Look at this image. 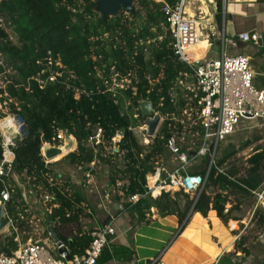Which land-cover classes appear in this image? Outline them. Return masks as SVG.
Returning <instances> with one entry per match:
<instances>
[{
	"label": "trees",
	"instance_id": "1",
	"mask_svg": "<svg viewBox=\"0 0 264 264\" xmlns=\"http://www.w3.org/2000/svg\"><path fill=\"white\" fill-rule=\"evenodd\" d=\"M97 1L0 0V74L6 68L14 72L12 79L3 83L4 87L0 84V105L2 109L8 107L10 114H17L25 122L22 128L25 136L13 148V174L21 179L30 198L39 201L46 196L59 199L57 205L51 203L47 221L53 222V233L65 243L71 256L82 253L89 246L94 230L69 229L85 215L83 198L68 181L58 182L55 175H60L57 172L59 160L46 165L41 156L45 142L59 145L53 140L59 130L74 135L77 140V150L60 159L75 169L73 171L78 169L85 173L98 159L108 170L110 186L124 182L120 188L124 200L136 194L140 196L137 202L126 203V209L136 217L138 226L174 215L180 232L192 213H200L206 218L210 211H215L225 226L230 220H243V206L249 205L254 196L252 192L264 185V146L255 147L241 165L227 162L239 150L248 148L251 144L248 139L239 149H230L221 158L215 157L210 169L209 156L190 165V174L207 177L198 197L182 191L162 193L156 199L146 194V177L157 163L164 164L166 159L172 164L170 168L175 166V158L167 148V136L183 134L189 141L192 134L201 132L199 127L185 128L180 121L170 119L171 115L176 120L182 117L185 102L179 97L178 104L173 105L169 94L178 90L180 74L191 70L174 54V39L162 3L134 0L135 14L121 10L117 16L104 20L97 11ZM164 1L172 4L175 0ZM217 21L222 22L221 0H218ZM149 40L155 43L147 45ZM48 52L53 61L59 60L65 69L59 81L45 83L40 88L34 78L44 70L42 78L45 80L51 71L57 70L55 66L48 69L45 60ZM111 67L122 76L130 74L136 82V94L131 89L118 90L115 96L106 91L104 82L112 74ZM139 100L150 101L155 111L166 117L148 145L129 130L143 120L139 111L136 112L140 119H133ZM128 102L130 105L126 110ZM161 102L163 106H160ZM3 117L5 113L0 109V119ZM97 129L102 131L101 142L87 145ZM119 132L122 139L114 149V139ZM194 140L192 151L187 152L183 143L181 151L196 152L200 140L197 137ZM108 149L112 150L111 154L107 153ZM3 180L8 181L6 177ZM8 186L12 191L6 213L17 229H24L28 227L30 216L22 189L9 182ZM3 188L4 183L0 181V192ZM153 215H156L154 219ZM256 216L258 211L252 220ZM259 218L264 225V216L261 214ZM12 238L4 235L0 238L2 249L16 247ZM236 253L244 259L253 255L248 236L242 235L236 241L234 253L230 254ZM112 259L129 263L136 260L137 255L130 247L112 245L111 249L104 248L97 264ZM259 264H264V253Z\"/></svg>",
	"mask_w": 264,
	"mask_h": 264
},
{
	"label": "built area",
	"instance_id": "2",
	"mask_svg": "<svg viewBox=\"0 0 264 264\" xmlns=\"http://www.w3.org/2000/svg\"><path fill=\"white\" fill-rule=\"evenodd\" d=\"M155 1L163 5L162 11L170 34L174 39V54L180 62L185 63L191 70L180 74L177 82L178 90H172L169 94L170 102L173 105L178 104L179 97L185 102V108L181 113L182 117L176 120L175 116L171 115L170 119L180 121L185 128L199 127L201 132L192 134L191 141H188L183 134L168 135L167 148L175 158V166L167 169L163 163H157L154 171L146 177V194L156 199L162 193L172 194L182 191L192 197H198L205 187L207 177L190 174L188 172L190 165L198 161L199 158L209 156L210 169L214 163L219 143L224 142L238 132L250 130L254 127H264V89L257 88L255 85V73L251 68V58L248 55L233 53L226 56L227 42L235 47L234 41L227 39L225 27V5L227 0H221V24L217 21L218 0H207L208 4H205L204 0H198L201 5L197 8L199 16L191 12V0H175L172 4L164 0ZM204 5H206L207 10L203 9ZM208 5L212 6L211 11L208 9ZM231 38L240 42L256 44L259 40H264V33L255 30L251 33H242L236 38ZM214 40L221 43V56L218 58L209 56ZM204 41L208 43L209 48L203 51V57L192 59L193 57L190 56L191 49ZM146 43L151 45L155 41L149 40ZM45 60L49 70L53 66L57 70L51 71L45 80L42 78V75L45 74L44 70L34 78L40 88H43L45 83L59 81L65 69L59 60L53 61L50 52L47 53ZM111 72L110 78H105L104 82L107 92L115 96L118 90L131 89L136 94V82H133L130 74L122 76L120 72L115 71L114 67H111ZM148 79H150L149 76ZM0 84L2 87L4 86L3 83L0 82ZM129 105L130 102L126 103V110ZM160 106H163L162 102ZM134 110L133 119L139 120L141 113L139 115L136 112H140L139 107ZM10 115L7 117H12L13 120L20 123L17 127L12 125L5 127L0 122V147L2 149L0 181L4 183V188L0 192V207L5 211L7 219L5 229L10 230L9 235L4 234V236H12L16 247L8 250L2 249L0 246V264H97L102 251L109 245V237L115 234L112 222L94 230L91 233L92 241L89 246L82 253L72 256L69 254L65 243L60 239L55 240L53 244L55 250L58 251L57 256L52 255L51 250L43 242L31 240L22 242L20 238L21 232L17 229L13 220L8 217L5 207L10 200L12 191L8 186V182L15 185L14 177H18L13 174V165L15 163L13 148L25 136L22 131L25 122L17 114ZM165 119L166 117L161 115V121L158 124L155 136L152 138L147 137L145 134L146 124L144 117L138 126H131L129 130L134 131L141 138L144 145H148L158 134ZM94 131L95 134L88 139V143L92 144V146L101 142V129ZM195 137L200 140L199 149L193 154H188V151H192V140ZM121 139L122 134L119 132L114 139V149H116L115 146ZM53 140L58 141L60 145H51L45 142L41 148V156L46 165L56 162L78 148L75 136L63 130L57 131ZM65 142H68V147L65 148L67 150L61 148V144H65ZM182 143L187 152L181 151ZM189 143L191 144L190 146H188ZM45 147L60 148L62 154L57 157L58 159H46L42 152ZM107 153L111 154L112 150L110 152V149H108ZM5 177L8 179L7 183L3 180ZM16 185L18 186V184ZM252 193L256 197V203L253 208L254 214L258 209H264V185ZM44 198L47 202L49 197L46 196ZM139 198L138 194L133 195L126 200V203H135ZM237 229L239 228L237 227ZM50 236H52L51 231L47 233V237ZM4 250L8 251L9 254H5ZM61 250L63 251L60 252ZM163 252L164 250L159 252L148 264H165L162 260Z\"/></svg>",
	"mask_w": 264,
	"mask_h": 264
},
{
	"label": "crops",
	"instance_id": "3",
	"mask_svg": "<svg viewBox=\"0 0 264 264\" xmlns=\"http://www.w3.org/2000/svg\"><path fill=\"white\" fill-rule=\"evenodd\" d=\"M225 18V27L230 37L236 38L242 33H251L255 30L264 33V0H227ZM252 45L255 47L259 46L258 43H252ZM260 53L264 57V51ZM251 68L255 73L254 82L256 84L261 72H258L254 65H251ZM262 68L264 70V60L262 61ZM68 172L70 173L69 168ZM55 176L59 183L68 181L73 190L81 194L84 201L85 215L80 217L78 223L70 225L69 229L74 231L81 229L86 232L101 228L105 224L112 222L115 234L109 237V245L106 248L111 249L112 245L130 247L137 255V259L129 263L112 259L98 264H146L147 260H151L163 250L162 260L165 264H168L166 259L168 254L173 255L175 261L180 264H259L262 258L259 253H253L252 256L245 259L240 253L230 254L234 253L236 241L244 234L243 229L247 228V226H243L245 225L244 218L243 220H230L240 224L241 230L232 227L230 221L227 228L217 217L215 211H210L206 218L200 213H192L188 224L180 232H178V219L174 215L162 219L159 218L149 225L138 226L136 217L126 209V200L122 198L123 193L120 188L124 183L123 181L117 182L115 186H110L107 180L108 175L88 173L87 175ZM19 180H21L19 177H14V182L18 185H20ZM48 199L47 202L45 198L41 202L39 201L41 204L39 205L37 199H32L31 203H29L24 198L30 216L27 224L32 223L33 219L41 224L38 227V238L36 240L31 237L28 239L29 241L43 243L44 241H49L48 244L53 246L51 252L54 251L55 254L53 255L57 256L58 251L55 250L53 244L59 238L53 233V222H48L46 215L51 211V203L54 202L57 205L60 201L54 197H49ZM34 202H37V204L35 205ZM229 206L227 205V207ZM152 212L155 213V210H152ZM155 217L156 215H153V219ZM194 220L203 222L200 225L196 224L195 231H202L203 235L207 236V242L216 248L213 259L208 258L209 260L207 261L201 259L193 261L190 259L193 243L188 240L185 241L184 235ZM115 224H117L118 230ZM26 229L30 231V227H26ZM49 231L52 232V236L47 237ZM142 233L145 236V250L142 246ZM140 234L141 237H139ZM258 241L261 243V249L264 250V235L259 237ZM262 250L261 252H263ZM204 253L207 255L206 252Z\"/></svg>",
	"mask_w": 264,
	"mask_h": 264
},
{
	"label": "rangeland",
	"instance_id": "4",
	"mask_svg": "<svg viewBox=\"0 0 264 264\" xmlns=\"http://www.w3.org/2000/svg\"><path fill=\"white\" fill-rule=\"evenodd\" d=\"M205 4H208L207 0H204ZM158 2V1H156ZM201 6L200 2H198V0H191L190 1V10L193 14H196V16H199V11H198V7ZM206 5L203 6L204 10H207V8L205 7ZM208 9L211 11V7L208 5ZM7 31L9 33H11L10 29H7ZM11 39L14 40V37L12 35ZM227 39H232V41H234L235 43V47L228 43L226 44V56L233 54V53H243V54H247L251 57V65H254V67L256 68V70L258 72H261L259 74L257 83L255 84L257 88H264V70L262 68V61L264 60V57L262 56V54L260 53L262 51V46H253L251 42H240L237 41L236 39L231 38L228 34H227ZM209 48V45H206L204 51H206ZM210 57L212 58H218L221 56V43L220 41H213V47L212 50L209 54ZM13 71L10 68H6L5 71L0 74V82L1 83H6L8 81H10L13 77ZM4 87V86H3ZM6 105V104H5ZM0 109L5 113V117L0 119L1 124L3 123L4 118H7V116H11L9 111V108H4L2 109L1 105H0ZM3 125V124H2ZM245 139H248L251 144L248 146V148H246L245 150H239L237 155H235L234 157H232L231 159L228 160V164L230 163H237L238 165L243 164V162L254 152L255 147H257L258 145H263L264 146V127H254L250 130H244L241 132L236 133L235 135L231 136L230 138H228L226 141L219 143L218 148H217V152H216V159L221 158L223 155H225L230 149H239V146L242 142L245 141ZM191 141V140H190ZM195 141L194 139L192 140V142ZM60 145V144H59ZM89 146H92V144H87ZM191 144L189 143L188 146H190ZM182 146V145H181ZM68 147V142H65V144H61V148H67ZM170 156V155H169ZM58 166H57V172L60 175H86L89 173L93 174V175H107L108 174V170L107 168L104 166L103 163H101L98 159H95V162H92L90 167H89V171H85L82 172V170H78L76 169V171H73L75 169L71 168L69 165H67L66 162H62V160L59 159L58 162ZM164 165L166 166L167 169H170L171 167V163L170 160L164 162ZM68 168L70 169V173L68 172ZM20 183V185H18L21 189H22V193L24 195V198L27 202L31 203V200L34 198H30L27 193H26V188L25 185L22 184V181L19 180L18 181ZM192 197V196H191ZM49 200V199H48ZM47 200V201H48ZM41 202V201H40ZM256 203V197L253 196L251 198V200L249 201V205L245 204L243 206V210L245 212V217H244V221H245V225L243 226H247V228L245 227L243 229L244 234L249 237V243L252 247V253H259V255L263 256L264 250L261 249V243L258 241L259 237H262L264 235V225L263 223H261L260 221V215L262 214L264 216V209H258V216L253 218V208L255 206ZM34 204L36 205L37 202H34ZM38 204L41 205L39 203L38 200ZM39 211V210H37ZM259 212L261 214H259ZM32 217V216H31ZM201 223H203L202 221L198 222V220H194L192 225L190 226V228L186 231L184 238L185 241H191L193 243V248L191 249V256L190 259L195 261L198 259L207 261L209 260L208 258H214L215 253H216V248L215 246L211 245L209 242H207V236H204L202 231H195L196 228V224L200 225ZM40 222L36 221L35 219H33L32 223H28V227H30V231H28L26 228L24 229H20L21 233H20V238L22 240V242H27L28 240H25L26 237L28 238H32L33 240H36L38 238V227L40 226ZM230 225L234 228H239L241 230V226H239L240 224H237V222H231ZM115 227L118 230L117 224H115ZM228 228V225H227ZM238 229V230H239ZM5 229L4 231H2L0 233V238L6 234L9 235L10 230ZM6 231V232H5ZM143 233H142V246L144 247V250L146 249V242H145V236L143 238ZM139 237H141V234L139 235ZM141 239V238H140ZM49 241H44V244H46L48 246V248L52 251L53 250V246L48 244ZM261 250L263 252H261ZM206 252L207 255L204 253ZM55 254V252H52V255ZM166 259L168 261V264H180L178 261H175V258L173 255L168 254L166 256Z\"/></svg>",
	"mask_w": 264,
	"mask_h": 264
},
{
	"label": "water",
	"instance_id": "5",
	"mask_svg": "<svg viewBox=\"0 0 264 264\" xmlns=\"http://www.w3.org/2000/svg\"><path fill=\"white\" fill-rule=\"evenodd\" d=\"M96 7L97 11L102 15L104 20L109 17L117 16L121 10H123L126 14L136 13L134 0H98L96 3ZM257 43L259 46H262L264 45V40H259ZM138 107L141 115L145 118V134L147 137L152 138L155 136L156 129L161 121V115L158 112L154 113V107L150 101L139 100ZM93 134H95V131H93ZM167 138H169V136H167ZM42 152L44 157L49 160L57 158L62 154L61 149L57 147H45ZM192 212L193 209L190 213ZM6 225L7 219L5 217V211L0 207V232L6 227ZM62 251L63 250H61L60 252ZM4 253L9 254V252L6 250H4ZM149 262L150 260H147L146 264H148Z\"/></svg>",
	"mask_w": 264,
	"mask_h": 264
},
{
	"label": "bare ground",
	"instance_id": "6",
	"mask_svg": "<svg viewBox=\"0 0 264 264\" xmlns=\"http://www.w3.org/2000/svg\"><path fill=\"white\" fill-rule=\"evenodd\" d=\"M206 45H208V43L206 41H204V42H200L197 46H194L191 49V51H190V53H191L190 56L193 57L192 59H199V58L203 57V55H204V52L203 51H204ZM19 123H20L19 121L16 122L15 120H13L12 117H7V118H4L2 124L5 127L8 126V125H12V126L17 127L19 125ZM65 150H67V149H65ZM5 228L2 231H4Z\"/></svg>",
	"mask_w": 264,
	"mask_h": 264
}]
</instances>
